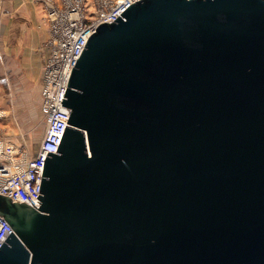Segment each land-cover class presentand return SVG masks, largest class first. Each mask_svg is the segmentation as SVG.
I'll return each mask as SVG.
<instances>
[{
	"label": "water",
	"instance_id": "water-1",
	"mask_svg": "<svg viewBox=\"0 0 264 264\" xmlns=\"http://www.w3.org/2000/svg\"><path fill=\"white\" fill-rule=\"evenodd\" d=\"M62 103L39 209L0 195V264H264V0L132 4Z\"/></svg>",
	"mask_w": 264,
	"mask_h": 264
},
{
	"label": "built area",
	"instance_id": "built-area-1",
	"mask_svg": "<svg viewBox=\"0 0 264 264\" xmlns=\"http://www.w3.org/2000/svg\"><path fill=\"white\" fill-rule=\"evenodd\" d=\"M141 0H44L50 38L43 67L42 115L47 120L43 141L30 157V149L0 139V195L39 209L42 174L48 152L58 154L71 111L62 106L73 68L97 28L111 24L132 4ZM4 113L0 112V119ZM0 215V247L12 233Z\"/></svg>",
	"mask_w": 264,
	"mask_h": 264
},
{
	"label": "crops",
	"instance_id": "crops-1",
	"mask_svg": "<svg viewBox=\"0 0 264 264\" xmlns=\"http://www.w3.org/2000/svg\"><path fill=\"white\" fill-rule=\"evenodd\" d=\"M46 16L39 0H0V112L4 115L7 87L11 91L42 87L50 38ZM5 130L0 128V137L7 141Z\"/></svg>",
	"mask_w": 264,
	"mask_h": 264
},
{
	"label": "rangeland",
	"instance_id": "rangeland-1",
	"mask_svg": "<svg viewBox=\"0 0 264 264\" xmlns=\"http://www.w3.org/2000/svg\"><path fill=\"white\" fill-rule=\"evenodd\" d=\"M43 1L39 0L40 3H44ZM41 105L40 85H31L28 90L16 91L7 87V115L0 119V128L7 130V142L10 144H26L30 149V157L40 146L47 130V120L42 115Z\"/></svg>",
	"mask_w": 264,
	"mask_h": 264
}]
</instances>
